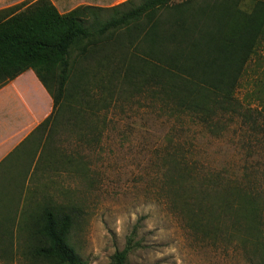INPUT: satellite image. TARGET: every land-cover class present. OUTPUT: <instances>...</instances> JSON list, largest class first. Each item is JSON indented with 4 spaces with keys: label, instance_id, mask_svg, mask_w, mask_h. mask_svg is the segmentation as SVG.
I'll list each match as a JSON object with an SVG mask.
<instances>
[{
    "label": "trees",
    "instance_id": "1",
    "mask_svg": "<svg viewBox=\"0 0 264 264\" xmlns=\"http://www.w3.org/2000/svg\"><path fill=\"white\" fill-rule=\"evenodd\" d=\"M243 2L127 0L113 7L82 5L60 13L51 0H37L0 9V85L32 69L54 101L52 114L15 150L21 155V172L16 190L6 195L1 255L11 258L21 243L23 252L39 261L88 264L69 243L76 208L49 198L38 200L39 189L30 192L34 199L27 202V180L43 178L59 162L52 143L43 142L42 148L44 135L48 132L51 138L63 124L82 130L83 105L93 107L87 99L90 86L116 85L119 95L125 87L137 92L147 87L153 99L170 107L171 115L187 114L208 124L232 107L235 89L264 43V0H256L251 12L242 8ZM102 13L109 17L102 20ZM168 167L165 180L173 185L172 207L186 217L189 227L206 235H216L224 225L239 231L241 245L252 247L250 264H264L262 199L221 183H215L213 194L208 192L210 183L198 188L185 157L171 155ZM135 233L113 254L111 264H128L141 245Z\"/></svg>",
    "mask_w": 264,
    "mask_h": 264
},
{
    "label": "rangeland",
    "instance_id": "2",
    "mask_svg": "<svg viewBox=\"0 0 264 264\" xmlns=\"http://www.w3.org/2000/svg\"><path fill=\"white\" fill-rule=\"evenodd\" d=\"M255 1L244 0L242 8L251 12ZM102 14V20L109 17ZM116 55L119 59L122 54ZM88 64L93 67L94 60ZM110 88L89 87L87 99L93 107L83 105L82 130L61 121L51 138L46 132L42 148L43 142L52 143L59 162L43 178L27 180V202L34 199L30 192L39 189L38 200L49 198L76 208L69 243L88 264H111L134 230L141 245L128 264L254 261L252 247L241 245L239 231L225 225L216 235L193 231L172 207L173 185L166 183L165 174L168 158L177 155L187 160L197 187L210 183L208 192L213 194L215 183H221L261 198L264 240V43L248 63L232 107L208 124L187 114L171 115L170 107L153 99L147 87L139 92L125 87L122 95L116 85ZM104 97L106 101L100 99ZM64 156L74 162H64ZM23 251L20 243L6 258L0 249V264H50Z\"/></svg>",
    "mask_w": 264,
    "mask_h": 264
},
{
    "label": "crops",
    "instance_id": "3",
    "mask_svg": "<svg viewBox=\"0 0 264 264\" xmlns=\"http://www.w3.org/2000/svg\"><path fill=\"white\" fill-rule=\"evenodd\" d=\"M23 1L26 0H0V9ZM51 1L60 13H67L82 5L107 8L127 0ZM53 108L52 96L32 69L25 71L14 80L0 85V239L1 237L5 238L7 191L15 189L17 175L21 172V156L15 150L38 125L52 114ZM28 144L30 146L32 143L29 141ZM1 223L3 228H1Z\"/></svg>",
    "mask_w": 264,
    "mask_h": 264
}]
</instances>
